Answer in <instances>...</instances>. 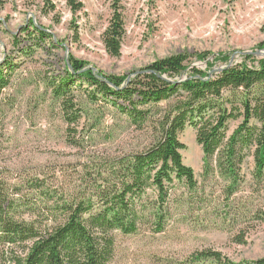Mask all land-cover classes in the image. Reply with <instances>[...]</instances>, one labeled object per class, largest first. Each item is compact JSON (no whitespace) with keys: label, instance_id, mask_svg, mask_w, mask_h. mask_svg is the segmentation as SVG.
<instances>
[{"label":"rangeland","instance_id":"374dc122","mask_svg":"<svg viewBox=\"0 0 264 264\" xmlns=\"http://www.w3.org/2000/svg\"><path fill=\"white\" fill-rule=\"evenodd\" d=\"M1 1L0 67L9 85L0 92V175L7 185L46 172L59 192L86 190L102 181L111 159L141 152L153 141L128 115L129 104L76 73L73 60L98 76H127L122 85L177 54L188 57L179 81L193 66L208 69L214 63L216 71L237 64L259 67L264 60V0H76L84 5L76 12L70 0ZM117 3L125 33L121 53L114 56L104 35ZM69 73L75 74L72 95L81 112L71 125L52 87ZM238 124L230 122V133ZM180 140L196 188L177 182L161 217L152 208L157 193L149 189L147 218L135 233L116 232L111 264H220L198 259L207 250L220 252L223 264L264 257V175H255L253 157L232 183L218 169L206 171L193 127Z\"/></svg>","mask_w":264,"mask_h":264},{"label":"trees","instance_id":"16d2710c","mask_svg":"<svg viewBox=\"0 0 264 264\" xmlns=\"http://www.w3.org/2000/svg\"><path fill=\"white\" fill-rule=\"evenodd\" d=\"M69 2L75 12L84 6L76 0ZM115 5L104 42L118 56L125 24ZM36 33L41 40L48 39L44 30ZM187 61L184 54L157 60L135 73L126 85L122 84L127 76H98L83 70L82 62H71L76 73L80 71L103 93L128 103V115L142 130L151 132L153 141L141 152L111 159L102 181L86 190L75 186L59 192L46 172L9 185L0 175V264H111L116 232L135 233L147 218L149 206L144 198L149 189L157 193L152 208L161 217L177 182L196 188L194 170L182 155L186 145L180 134L187 126L196 130L207 172L218 169L238 183L244 163L252 156L255 175H264V60L259 67L237 64L216 71H211L214 63L208 69L193 66L186 79L176 80ZM1 69L0 92L9 85ZM69 74L52 87L71 125L81 119V112L75 110L72 95L75 74ZM154 108L160 111L153 112ZM237 120L238 126L230 133V122ZM198 259L223 264L222 254L212 250L200 252ZM251 264H264V257Z\"/></svg>","mask_w":264,"mask_h":264}]
</instances>
